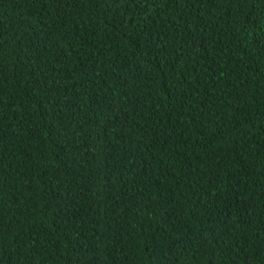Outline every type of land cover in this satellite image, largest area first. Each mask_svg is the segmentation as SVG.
Listing matches in <instances>:
<instances>
[{
	"label": "trees",
	"instance_id": "16d2710c",
	"mask_svg": "<svg viewBox=\"0 0 264 264\" xmlns=\"http://www.w3.org/2000/svg\"><path fill=\"white\" fill-rule=\"evenodd\" d=\"M0 264H264V0H0Z\"/></svg>",
	"mask_w": 264,
	"mask_h": 264
},
{
	"label": "snow or ice",
	"instance_id": "6c2138e0",
	"mask_svg": "<svg viewBox=\"0 0 264 264\" xmlns=\"http://www.w3.org/2000/svg\"><path fill=\"white\" fill-rule=\"evenodd\" d=\"M115 3H121V4H127L129 5L130 7L132 5H135L137 4L138 2H148V0H114ZM174 2H176V0H174ZM215 2L219 3L220 0H215ZM249 0H236V3H237V6L240 8V9H243L245 3H248ZM3 240V226L2 224H0V241ZM3 247V244L0 243V248ZM262 251H264V249H262Z\"/></svg>",
	"mask_w": 264,
	"mask_h": 264
}]
</instances>
